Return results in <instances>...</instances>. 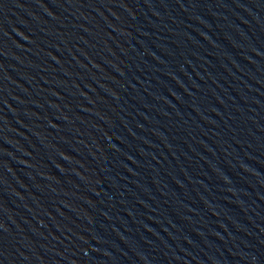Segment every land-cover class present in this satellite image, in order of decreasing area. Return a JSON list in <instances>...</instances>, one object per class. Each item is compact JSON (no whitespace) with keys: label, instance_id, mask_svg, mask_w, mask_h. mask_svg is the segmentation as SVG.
<instances>
[{"label":"water","instance_id":"water-1","mask_svg":"<svg viewBox=\"0 0 264 264\" xmlns=\"http://www.w3.org/2000/svg\"><path fill=\"white\" fill-rule=\"evenodd\" d=\"M264 149V0H134Z\"/></svg>","mask_w":264,"mask_h":264}]
</instances>
